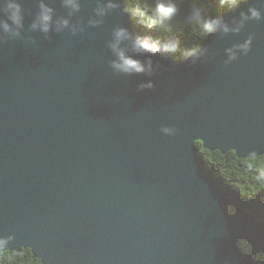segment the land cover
I'll return each mask as SVG.
<instances>
[{
  "label": "water",
  "instance_id": "95a60500",
  "mask_svg": "<svg viewBox=\"0 0 264 264\" xmlns=\"http://www.w3.org/2000/svg\"><path fill=\"white\" fill-rule=\"evenodd\" d=\"M77 3L0 0V255L264 264L262 224L220 189L197 148L264 157V0L227 11L229 31L207 35L195 58L138 54L124 41L128 56L151 65L140 74L111 66L116 30L153 39L125 0ZM41 5L52 10L46 33Z\"/></svg>",
  "mask_w": 264,
  "mask_h": 264
},
{
  "label": "trees",
  "instance_id": "16d2710c",
  "mask_svg": "<svg viewBox=\"0 0 264 264\" xmlns=\"http://www.w3.org/2000/svg\"><path fill=\"white\" fill-rule=\"evenodd\" d=\"M247 0H175L177 15L163 26L150 27L140 10L154 7L158 0H125L137 26L162 43H175L176 50L171 52L176 59L184 61L190 57L187 50L193 45L200 47L205 37L212 32L203 30L202 24L189 20L193 9H199L204 19L219 18L231 8ZM151 13L148 12V15ZM203 168L217 181L220 189L228 194L239 206L244 208L262 224L264 228V157L258 159L239 158L235 151L223 154L210 151L197 143ZM0 264H42L30 249L21 252H4L0 255Z\"/></svg>",
  "mask_w": 264,
  "mask_h": 264
},
{
  "label": "clouds",
  "instance_id": "9594fccd",
  "mask_svg": "<svg viewBox=\"0 0 264 264\" xmlns=\"http://www.w3.org/2000/svg\"><path fill=\"white\" fill-rule=\"evenodd\" d=\"M66 6L73 8V10L79 9V4L77 0H65ZM8 9L11 12L10 19L16 25H20L21 17H20V7L18 4L14 2H10L7 5ZM115 7V5L109 4L108 8ZM104 9H100L97 15H104ZM148 12L151 14L148 15ZM250 18L259 19L260 13L256 9H249ZM52 10L50 8L41 5V13L39 16V28L43 32L49 31V25L52 20ZM178 13V6L175 3V0H158L154 7H148L147 9L140 10L139 14L144 16L148 21L150 27L163 26L166 22L170 21L174 18ZM249 17H244V19H248ZM189 20L193 21L197 24H202L203 30L206 32H225L229 31L227 25H225L221 19L219 18H208L204 19L201 10L193 9L189 15ZM60 27H67L68 21L64 20L59 25ZM5 30H8V25L5 24L3 26ZM33 27H37V25H33ZM238 30V29H236ZM124 41H130L132 49L138 54H150L155 55L164 52H174L176 50V44L162 43L159 40L151 39V38H133L130 33L126 29H118L114 32L113 42L110 44V48L117 57V59L112 63V68L120 73L125 74H140L145 71L151 70V65L149 64L147 67L143 65L140 61L128 56L126 52L120 47V45ZM250 40L240 45V50L243 52H247L249 49ZM201 52V47L198 44H193L186 52L188 57L195 58ZM230 59H235V54L232 50H229ZM150 86V85H148Z\"/></svg>",
  "mask_w": 264,
  "mask_h": 264
}]
</instances>
